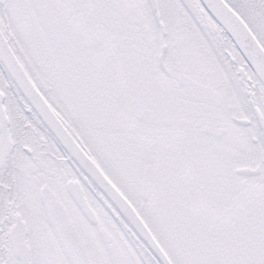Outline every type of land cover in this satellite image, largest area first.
Instances as JSON below:
<instances>
[{"label":"snow or ice","instance_id":"1","mask_svg":"<svg viewBox=\"0 0 264 264\" xmlns=\"http://www.w3.org/2000/svg\"><path fill=\"white\" fill-rule=\"evenodd\" d=\"M0 264H264V0H0Z\"/></svg>","mask_w":264,"mask_h":264}]
</instances>
